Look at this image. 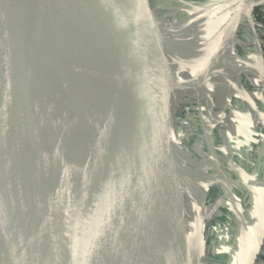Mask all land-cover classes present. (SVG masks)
<instances>
[{"label": "water", "instance_id": "obj_1", "mask_svg": "<svg viewBox=\"0 0 264 264\" xmlns=\"http://www.w3.org/2000/svg\"><path fill=\"white\" fill-rule=\"evenodd\" d=\"M118 1L0 0V264H5L4 247L13 229L25 264H127L99 221L91 191L90 164L104 117L108 65L90 74L85 59L73 55L85 33L98 30L102 20L110 32ZM130 4L132 25L142 36L139 45L145 43L159 66L173 75L162 0ZM117 53L119 59L123 47ZM174 86L163 91L169 114L163 115L162 103L157 111L158 162L167 171L172 119L177 114ZM119 102L114 101L113 114L122 108ZM133 135L132 151L140 154L146 181L153 182L158 175L146 162L137 131ZM116 136L108 135L105 142ZM66 176L73 193L67 199L62 183ZM162 192L160 183L151 186L165 238L174 229L175 211ZM196 211L204 216V205H197ZM262 228L247 264L259 251ZM140 233L147 244L144 262L153 264L149 225Z\"/></svg>", "mask_w": 264, "mask_h": 264}, {"label": "bare ground", "instance_id": "obj_2", "mask_svg": "<svg viewBox=\"0 0 264 264\" xmlns=\"http://www.w3.org/2000/svg\"><path fill=\"white\" fill-rule=\"evenodd\" d=\"M126 4V0L118 1V7L114 10L111 21L110 32L106 33V27L109 25L102 20L100 28L88 30L73 50L74 57L85 59V67L90 74H99L101 69L108 65L103 99L104 117L90 164L91 191L94 195V206L99 221L109 235L115 251L127 264H145L142 252L147 244L141 237L140 229L148 225L150 227L149 246L152 249L153 264H169V260L170 264H177L179 251L185 249L183 245L184 236L181 230L179 231L180 223L175 213L173 231L165 238L162 237L159 230L160 218L150 189L152 185L160 183L163 188L162 196H168L173 205L172 191L162 183L160 177L153 182L146 181L140 166V154L137 152L138 155L135 156L131 148L130 135L137 131L136 138L142 141V134L138 125H134L133 115L127 112V108L138 109L143 113L144 118L158 110V106L151 100L152 96L151 98L149 96L150 92L148 93L143 78L145 73L143 74L142 71L158 72L159 67L157 66L158 63L147 62L157 60L152 54L150 57L148 56L145 43L141 44L142 46L139 45L138 38L140 36L136 35L130 14L127 13ZM258 4L262 3L256 4V0H227L220 24L212 35L205 41L197 42L187 52L179 54L175 52V57L184 56V58L189 57L191 60L198 57L207 61L211 66L218 65L220 57L223 60H228L229 54L223 50L219 52L217 49L223 39H226L224 44L229 41V36L221 35L227 31L225 23L232 18V15H235L233 18L237 20L239 7L252 8V13L253 8ZM53 19L58 21L57 18ZM90 39L93 44L88 41ZM119 46L123 47L124 54L118 59ZM133 59L144 62H140V65L133 62ZM128 76H133V81H136L140 88L137 96L138 102L134 105L128 102ZM116 99L121 102L122 108L113 114L112 109ZM159 132V130L154 131L155 138L160 143ZM113 133L117 135L116 138L111 143L105 142L108 135ZM151 138L155 140V138ZM150 146L149 143V150ZM146 153L147 151H143L145 157ZM146 162L152 167L147 157ZM62 183L64 197L67 199L73 195L68 186L67 176ZM200 203L203 202L200 201L198 204ZM20 244V238L16 230L13 229V234L11 238L9 237L7 246L5 244L4 247L5 255L7 251V257L4 255L5 264H24V259L19 262L18 258ZM157 244L161 245L166 252L163 260L159 257L160 252L157 249Z\"/></svg>", "mask_w": 264, "mask_h": 264}, {"label": "rangeland", "instance_id": "obj_3", "mask_svg": "<svg viewBox=\"0 0 264 264\" xmlns=\"http://www.w3.org/2000/svg\"><path fill=\"white\" fill-rule=\"evenodd\" d=\"M259 1L262 0H256V4ZM225 7L226 3L219 0H162V10L164 13V19L166 21V33L168 35L167 39L170 48L169 57L172 58L173 75L168 76L166 70L159 66V63L157 61L147 62L158 63V72L160 73H158L157 71H142V73H145L143 77L144 82L146 83V86L148 88V93L150 92V98L152 96L151 100L153 101V103L155 102L154 104L156 106L161 103L163 104V115L167 113L169 114V106L167 105V103H165L163 91L168 86L175 85L173 110L174 113H176L177 111L175 117L178 119V125L180 126L181 124L183 135L179 142L175 140L172 151H177V149L180 150L179 152L177 151V154L175 155L174 166L170 167L168 171L164 170L158 162L160 144L159 141L156 140L154 133L155 130L160 131L159 127L157 126L158 110L153 112L152 115H148L146 116V118H144L143 113L138 109L130 107L127 108V112L131 113V115H133V118H136L138 120L137 125L142 134V142L144 145V151H147L146 157L148 162L152 165L158 177L161 178V181L164 182V185L169 187V189L172 191V194L176 188V185H178V181H182V179L184 180L188 175V171L186 170L187 161L184 153L189 151L192 153L196 152L195 154H201L204 166L205 168H208V160L210 155L207 150L210 147V144H213V140L211 139V137H213L214 134H216V136L218 137V139H216V143L217 145L220 144L222 146V152L224 156L228 154L227 151L231 150V152H233L231 145L232 143L226 144L223 140L221 141L220 139V137H224L225 133L237 131L236 119L232 113V110L228 108V105L230 103L234 101L236 102V99H241L242 103L245 104L247 111L252 118H254L250 108L252 107V104L260 107L256 103V98L261 96V93L259 94L258 92V88H256L258 86H255L257 84H252V86L250 87L247 86L246 83L243 84L242 81V83L240 82L239 85L237 84L240 79L242 80V78H240V74L245 73L251 76L249 74V70H247L246 68L248 67V65L245 63H241L242 58L235 49L238 36L237 34L241 28L240 22L243 19H239L238 17L235 21V19H233V16L235 15H232V19L229 20L230 23H228V25L231 30H227L230 33L229 41L231 38V32L233 31L236 23L237 28L232 34L233 44H231V42L230 44H228L229 41L227 44H224L226 39L222 38L223 42L220 43L218 48L216 46V48L219 49V52L223 50L224 52L229 54L228 60H223L221 59V57L219 58L218 66H211L207 63V61H204V59L198 57H196V59L198 60H191V58H184V56L179 58L175 57V52L178 54L181 52H187L191 50L197 42L205 41L210 37L217 26L220 24L221 17L225 12ZM256 7L257 5L253 8L252 12ZM242 8L244 7L241 6L239 9ZM127 13L130 14L129 11ZM169 22L173 27L170 32L168 28ZM257 24L259 27L262 26V24L260 23ZM190 32H192L191 34L194 37L193 40H191L189 37ZM136 35L138 37L140 36L139 34H137V32ZM175 39L176 41L172 43V41H174ZM226 46H228V48ZM145 47H147V45H145ZM147 53L150 57L151 54L148 51ZM133 62L140 64V62L142 63L144 61L133 59ZM203 66H208V68L211 67L208 69V74H200V76H198V74L196 75L195 73L189 74V72L194 70L195 68H200ZM250 67H256V65H250ZM217 68L219 70H217ZM215 69L217 70L216 77V74L213 75L216 71ZM229 69H231V72L228 71ZM235 70L237 71V74L234 73ZM230 76H235V78H237L236 82L234 81V85L237 84V89L241 90L239 91V93L237 92L238 95L236 94L234 88L230 87L231 83L228 82V79H231ZM128 78V102L134 105L138 102L137 96L139 95L140 88L139 84L136 81H133V76H128ZM212 78L223 79L218 80L217 82H211L210 80ZM127 120L130 123L128 118ZM134 121L135 120L133 119V122ZM247 133V141L250 143V148L248 147V149L251 150V156L252 158H254L257 156L259 148L261 146L258 142V133L257 131L254 132V128H248ZM151 137L155 138V140H153ZM219 141H221V143ZM149 143L151 144L150 150ZM237 156L241 160L244 158L241 157L240 154ZM247 160L248 159L245 158L242 161H244V164H247L249 163ZM184 165L186 166V168H184ZM252 179L264 180V178L261 177H255ZM248 181L247 184L250 186ZM219 198L215 199V201L210 205V209L215 203L218 202ZM220 205H224V202ZM172 207L180 223L179 231L181 230V232L183 233L184 243L186 240L187 245H189L187 252L188 256L191 257L194 253L193 249H195L198 264H225L224 257H221L219 251L216 252L218 248L221 249V247H218V242H214V244L212 243L213 240L217 239V236L220 235L223 238V235L226 233L227 225L224 223V221L221 219L218 225L215 227L214 232L209 233L207 230L209 228V225H207V222H204L203 218H200V216H198V218H196L197 220L194 219L195 213L193 212V208L191 205H172ZM211 221H214V219H211ZM192 233H194L198 242L202 241L204 242V245H206L207 252L205 255L202 256L204 252H200L199 250H197V248H195V238ZM189 235H192L191 242L193 243L191 247L188 241L189 239H187ZM223 241L224 238L221 239V242ZM186 243L183 245L186 246ZM157 247L158 251L160 252L159 257L163 260V256L166 252L161 245L157 244ZM201 247H204L203 243ZM181 257L182 253L179 252L176 261L177 264H182ZM18 258L19 262L24 259L21 244Z\"/></svg>", "mask_w": 264, "mask_h": 264}, {"label": "crops", "instance_id": "obj_4", "mask_svg": "<svg viewBox=\"0 0 264 264\" xmlns=\"http://www.w3.org/2000/svg\"><path fill=\"white\" fill-rule=\"evenodd\" d=\"M219 1L224 3L227 2V0ZM263 2L264 0L259 1L258 3ZM126 3L128 11L130 12V0H126ZM237 14H239V19L243 20L240 22L241 28L237 34L238 36L235 49L242 58L241 63H245L249 66L255 65L259 55L264 53H260L253 45L254 37L251 29V22L249 21L251 8L244 7L239 9ZM229 20L225 23L227 30H230L228 25V23H230ZM168 28L169 32L173 28L170 22ZM236 28L237 23L232 31V34ZM191 33L192 32L189 33L191 36L189 37L191 40H193L194 37ZM232 34L228 44H230V42L233 44ZM221 35L228 37L230 36V33L226 31ZM175 41L176 39L172 41V43ZM226 47L228 48V46ZM215 66L218 65H214V67ZM209 68L208 66L195 68L194 70L190 71L189 74L195 73L196 75L198 74V76H200V74H208L207 72ZM218 68L217 70H219ZM217 70L213 75L217 73ZM234 73L237 74V71L235 70ZM216 76L217 74L215 77ZM230 77L231 79H228V82L231 83L230 87L234 88L236 94L237 92L239 93V91H241L237 89V86L241 81L243 84L246 83L249 87L252 86V83L250 82L251 76L248 74H240V78H242V80H239L237 83L238 85H234V81L236 82L237 78H235V76ZM222 79L223 78H212L210 81L217 82L218 80ZM256 103L263 109L264 98L262 95L256 98ZM228 108L232 110V113L236 119L237 131L225 133L224 137H220V139L226 144L232 143L231 145L233 152H231V150L227 151L228 154L224 156L222 152V146L219 143V145L216 143V139H218V137L216 134H214V136L211 137L213 144H210V147L207 150L210 155L208 160V168H205L201 154H195V151V153L189 151L184 153L187 161V168L185 165L184 168H186L188 171V175L184 180L182 179V181H178V185H176V188L173 192L174 195L171 198L173 199V205H191L193 212L195 213L194 219L197 220L196 218H198V216L203 218L204 222H207V225H209V228L207 229L209 233L214 232L215 227L222 219L227 225L226 233L223 235V242H221V239L223 238L220 235L217 236L218 240H213V244L214 242H218V247H221V249L217 247L218 249L216 252L219 251L221 257H224L225 264H247L251 255L252 244L255 241L257 235L260 233L264 224V187H257V184L255 186H249L247 184L249 179L255 177L264 178V124L259 123L256 119L249 115L247 108L245 104L242 103L241 99H236V102L234 101L230 103ZM248 128H254V132L257 131L258 142L261 145L257 156L254 158L251 156V150L248 149V147L250 148V143L247 141ZM182 135L183 132L181 124L179 126L178 119L174 117L172 119V147L175 144V140L177 142L181 140ZM221 141L219 142L221 143ZM179 150L180 149H177L178 152ZM177 151H172L170 167L174 166V158L177 154ZM239 154L241 157H244L243 159L247 158L249 163L244 164V161H242L243 159L241 160L238 158L237 155ZM162 183L164 184V182ZM217 198H219L218 202L212 207L211 211H209L210 205ZM200 201L203 202L200 204L204 205L205 217L196 211V207L199 205L198 203ZM223 202L224 205L221 206L220 204H223ZM207 211L209 212L206 213ZM211 219H214V221H211ZM192 235L195 238V248H197V250L200 252H204L203 254L201 253L202 256L205 255L207 252L206 245H204V242L202 241L198 242L194 233H192ZM192 235H189L187 238L189 239L188 241L190 243V247L193 243L191 242ZM202 243L204 247H201ZM188 247L189 245L186 243L185 249H181L179 251L182 253V264H198L195 249H193V255L189 257L187 253Z\"/></svg>", "mask_w": 264, "mask_h": 264}, {"label": "built area", "instance_id": "obj_5", "mask_svg": "<svg viewBox=\"0 0 264 264\" xmlns=\"http://www.w3.org/2000/svg\"><path fill=\"white\" fill-rule=\"evenodd\" d=\"M251 22V29L253 33V45L255 48L260 52H264V3L258 4L257 7L254 9V11L250 15ZM257 23L262 24V26H258ZM256 67H250L248 65L247 70H249V74L251 77V83L255 86H258V92L262 97L264 98V57L263 54H260L259 57L256 60ZM259 66V67H258ZM231 72V69L228 70ZM251 112L254 116V119H256L259 123L264 124V107L263 109L256 106L255 104H252ZM248 183L252 186H259L264 187V180H257V179H250ZM254 183V184H252ZM216 203L213 205L215 206ZM212 206V207H213ZM212 209V208H211ZM211 209L209 211H211ZM207 211V212H209ZM252 264H264V225L262 228V241L260 244V248L258 253L256 254V257Z\"/></svg>", "mask_w": 264, "mask_h": 264}]
</instances>
